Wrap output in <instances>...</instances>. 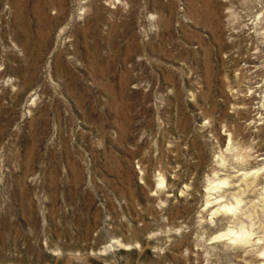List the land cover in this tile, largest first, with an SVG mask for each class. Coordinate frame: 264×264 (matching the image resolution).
I'll use <instances>...</instances> for the list:
<instances>
[{
    "label": "rangeland",
    "instance_id": "1",
    "mask_svg": "<svg viewBox=\"0 0 264 264\" xmlns=\"http://www.w3.org/2000/svg\"><path fill=\"white\" fill-rule=\"evenodd\" d=\"M0 264H264V0H0Z\"/></svg>",
    "mask_w": 264,
    "mask_h": 264
},
{
    "label": "bare ground",
    "instance_id": "2",
    "mask_svg": "<svg viewBox=\"0 0 264 264\" xmlns=\"http://www.w3.org/2000/svg\"><path fill=\"white\" fill-rule=\"evenodd\" d=\"M235 166H233L232 168H228V167H225L224 166L223 167L224 173H221L222 175H225V178L223 177V179L221 180L220 184H222V185L224 184L227 187V189L224 190L223 196L224 197H229V199H232L234 196H237V194L239 192H241L242 190H244V192H245L246 190H248L249 184H252L253 183V181H252V183H248L247 182L248 181V178H250L249 177L250 176V173H242V172H240L241 171V167L240 166H237V165H235ZM235 168L236 169L239 168V170L234 171ZM257 179H258L257 177H254L253 180H257ZM242 187H245V188H242ZM245 194H246V192H245ZM235 200L236 201H239L237 199H235ZM238 203L239 202H237V204ZM253 203H254V201H253Z\"/></svg>",
    "mask_w": 264,
    "mask_h": 264
}]
</instances>
